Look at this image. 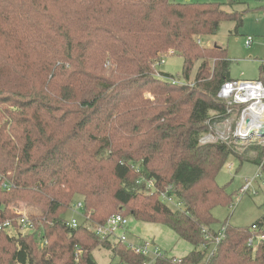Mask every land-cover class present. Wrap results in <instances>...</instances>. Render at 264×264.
<instances>
[{"label": "trees", "instance_id": "obj_1", "mask_svg": "<svg viewBox=\"0 0 264 264\" xmlns=\"http://www.w3.org/2000/svg\"><path fill=\"white\" fill-rule=\"evenodd\" d=\"M228 21L239 26L242 14L216 3L0 0V224L15 233L0 232V264H96L98 248L142 264L89 229L115 214L163 225L191 247L152 264H264V241L247 245L264 236V216L214 228L212 214L232 200L216 183L228 158L264 165V137L200 144L239 110L217 99L231 80L227 49L198 39ZM171 55L182 80L155 75ZM76 198L83 220L69 228ZM18 201L37 213L27 216L33 233H19Z\"/></svg>", "mask_w": 264, "mask_h": 264}, {"label": "rangeland", "instance_id": "obj_2", "mask_svg": "<svg viewBox=\"0 0 264 264\" xmlns=\"http://www.w3.org/2000/svg\"><path fill=\"white\" fill-rule=\"evenodd\" d=\"M173 3H216L223 6L227 12H239L242 14V24L236 26V22H222L216 34L211 36L199 37V44L203 47L219 46L227 49V56L230 62V76L237 80H253L255 79L259 64L256 59L264 57V0H171ZM232 5H228V4ZM253 39V45L247 48L244 45L246 38ZM164 63L155 65V75L157 72L170 75L173 78L182 80V65L183 60L177 55H171L163 58ZM197 63L194 66L190 76V82L193 80ZM148 95V94H146ZM229 121L212 126L209 133L215 136L212 141L222 142L218 138V134L222 133L226 136L228 126L233 124L234 116L228 118ZM206 134V135H207ZM228 142V141H227ZM231 142V141H230ZM234 141L233 143H236ZM229 144V143H228ZM240 144V143H238ZM243 144V143H242ZM264 146V145H263ZM257 172V166L244 163L239 169L237 162L232 158H228L226 164L219 172L216 183L226 188L227 193L231 194V203L227 206L215 207L212 210L213 217L218 221L214 228L220 227L221 224H228L231 227H248L255 221L264 216V181L255 180L247 188L244 194H241V189L246 187V181H250ZM79 198L73 200L71 209L65 213V219L70 221L74 219L78 224L83 220L81 210L76 211ZM171 209L175 206L169 204ZM13 210L16 214L37 215L33 208L25 205L23 201H18V206ZM75 212V213H74ZM117 212V210L115 211ZM133 223H138L133 221ZM156 225V226H154ZM145 236L149 234L160 233L158 229H162L166 235L161 238L154 235L157 239L164 241L172 248L175 243V237L167 227L159 224H153L148 227ZM92 229V226L89 227ZM6 234L14 236V232ZM170 234V235H169ZM136 240H134L135 242ZM177 241V240H176ZM156 243V242H155ZM181 244V243H180ZM177 245L174 250L176 256L184 252L183 245ZM185 246V245H184ZM93 258L96 264H127L121 262L117 257H114L109 251L98 248L93 251Z\"/></svg>", "mask_w": 264, "mask_h": 264}, {"label": "built area", "instance_id": "obj_3", "mask_svg": "<svg viewBox=\"0 0 264 264\" xmlns=\"http://www.w3.org/2000/svg\"><path fill=\"white\" fill-rule=\"evenodd\" d=\"M253 43V39L248 37L244 41V45L248 48ZM162 60L160 64H163ZM217 99L224 102L228 107L239 108L234 115L233 124L228 126L226 136L220 133L218 138L224 143H232L238 140H247L250 138H262L259 136L260 129L264 128V77L262 80H230L222 84L218 93ZM229 121L226 119L225 122ZM224 122V123H225ZM215 136L211 134L204 135L200 139V144L214 143L212 141ZM228 141V142H227ZM231 141V142H230ZM255 180L264 181V165L257 167V172L250 181H246V187L241 189V194L247 191V188ZM152 182H149L148 187H152ZM161 199L166 203H173L171 198L165 193L161 194ZM82 210L81 202L77 204L76 211ZM72 210V209H71ZM75 213V212H74ZM18 217L15 220L16 226L21 234H29L34 232L33 224L30 222L27 215L16 214ZM65 225L69 228L78 227V223L71 219L66 221ZM130 225V220L120 214L110 216L104 224L92 227L91 231L100 239L119 242L127 249L133 251L147 259L142 264H152L158 258H161L162 251L157 245L144 241L140 244H133L128 241L127 234ZM255 232L254 228H252ZM224 230L222 228L214 238L215 244L224 238ZM13 232V224L7 220L0 224V232ZM264 241L263 235H253L248 240V247L255 249L257 244Z\"/></svg>", "mask_w": 264, "mask_h": 264}, {"label": "crops", "instance_id": "obj_4", "mask_svg": "<svg viewBox=\"0 0 264 264\" xmlns=\"http://www.w3.org/2000/svg\"><path fill=\"white\" fill-rule=\"evenodd\" d=\"M253 43L248 48H250L253 45ZM256 60L258 61V64H259V70H258V73H257L255 79H253V80H262V78L264 77V57H261V59H256ZM229 78L231 80H237V79H233L230 76V67H229ZM152 225L153 224L142 223V222L133 223V221H130V225H129V228H128V234H127L128 241L131 242V243H133V244H140V243H142L144 241L151 242V243L157 245L161 250H163L165 252H169L172 256H175L177 258H182V257H184L185 255H187L191 251L190 245H188L187 243L179 240L173 232H171V233L173 234V237H175V239L177 241L175 240V243H174V245H173L172 248L170 247L169 244L167 245L165 241H164V243H162V240L157 239L154 236V235H156L159 238H161L163 235H166L167 236L168 234H166L165 232H163L162 229H158V231L160 233H164L163 235H159V234H156V233H152V234H149L148 237H146L145 236V233L149 229L148 227L149 226H152ZM154 226H156V225H154ZM134 240H136V241L134 242ZM178 244L183 245L184 252L181 255L176 256L174 254V252H175L174 250L177 248V245Z\"/></svg>", "mask_w": 264, "mask_h": 264}, {"label": "water", "instance_id": "obj_5", "mask_svg": "<svg viewBox=\"0 0 264 264\" xmlns=\"http://www.w3.org/2000/svg\"><path fill=\"white\" fill-rule=\"evenodd\" d=\"M259 136H264V128L260 129Z\"/></svg>", "mask_w": 264, "mask_h": 264}]
</instances>
